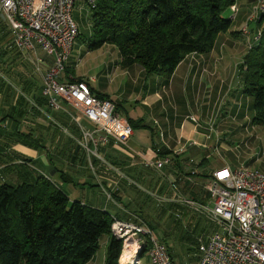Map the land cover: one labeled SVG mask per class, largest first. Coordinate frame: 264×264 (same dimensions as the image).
Listing matches in <instances>:
<instances>
[{
    "label": "crops",
    "instance_id": "crops-1",
    "mask_svg": "<svg viewBox=\"0 0 264 264\" xmlns=\"http://www.w3.org/2000/svg\"><path fill=\"white\" fill-rule=\"evenodd\" d=\"M233 2L237 10L233 18L232 12L227 11L226 18H230L231 23L228 32L216 36L208 53L187 55L168 79L146 76L138 65L122 67V80H127L129 87H125L120 99L107 89L94 92L88 80L79 78L86 81L94 95L108 97L116 112L119 115L122 112L120 116L133 128V136L126 145L116 146L112 142L99 145L97 154L101 159L93 155L91 141H86L89 151L84 148L78 124L86 131H92L93 125L80 113L73 109V113L70 112L63 103L60 105L65 111L50 108L41 92L35 89L32 93L36 97L32 101L20 97L17 89L21 86L16 83V87L11 86L15 96L12 93L7 96L5 89L4 95L0 94V156L4 160V164H0V184L17 185L44 177L70 201L102 210L112 219L147 226L154 238L165 245L173 264H197L198 238L212 233L214 226L181 198L194 201L195 206H210L206 186L213 171L235 170L241 165L264 170V157L249 159V164L247 160H222L216 166L207 158L210 152L207 148L212 149L218 140V129L211 123L214 105L217 107L216 102L221 101L224 89L231 91L235 83L243 94L239 72L248 46L239 32L254 6L250 0ZM76 15H82L89 22L91 11L81 2L76 4L72 17L78 29L81 21ZM248 29L253 33L257 30L256 23H249ZM7 40L8 29L1 21L0 48ZM5 54L15 71L24 72L20 64L30 63L33 72L32 63L24 54L15 51ZM39 57L44 60L40 73L44 74L53 59L41 52ZM25 71V75H29L30 66ZM33 73L40 88L41 75ZM70 73L75 79L74 73ZM60 79L66 81V73ZM243 95L234 96L230 114L235 119L254 116L253 110L243 112V105L248 108L250 105ZM133 99L136 105L131 108ZM224 102L219 115L226 110ZM137 109L141 112H136ZM6 116H13L20 123ZM23 137L27 138L25 144L21 143ZM162 158H169L170 165L159 171L146 166L147 162ZM110 239L109 235L99 239L97 253L86 264H105Z\"/></svg>",
    "mask_w": 264,
    "mask_h": 264
},
{
    "label": "trees",
    "instance_id": "trees-1",
    "mask_svg": "<svg viewBox=\"0 0 264 264\" xmlns=\"http://www.w3.org/2000/svg\"><path fill=\"white\" fill-rule=\"evenodd\" d=\"M233 3L97 0L89 20L93 29L87 41L89 50L114 46L123 68L138 65L146 76L168 79L187 55L208 53L216 36L228 32L231 23L225 14ZM255 23L257 30L249 31L248 52L240 65V76L242 92L252 100L253 122L264 127V14ZM6 52L0 48V94L4 95L6 89L7 96H15L12 87L16 83L21 86L20 90L16 88L23 95L21 98H35L32 92L35 89L40 93L41 89L36 85L31 64L27 63L29 75L24 73L29 68L26 63L20 64L25 70L18 73L8 64ZM65 73L67 77L71 75L66 69ZM74 81L86 82L79 78ZM23 138L21 143L25 144L27 138ZM0 164H4L1 156ZM111 224L112 217L106 212L70 201L44 177L17 185L0 184V264H86L97 253L99 239L110 236ZM110 238L105 264H119L121 242Z\"/></svg>",
    "mask_w": 264,
    "mask_h": 264
},
{
    "label": "built area",
    "instance_id": "built-area-1",
    "mask_svg": "<svg viewBox=\"0 0 264 264\" xmlns=\"http://www.w3.org/2000/svg\"><path fill=\"white\" fill-rule=\"evenodd\" d=\"M78 2L92 11L97 0H0V17L8 29V40L1 50L27 56L37 74L44 66L39 52L52 57L53 62L46 72L40 74L41 96L50 108L65 111L60 105L63 103L93 125L92 131H86L77 123L84 137V148L89 151L86 141H91L93 155L101 159L97 154L99 145L112 142L124 146L133 136V129L116 112L114 104L94 95L86 82H75L71 75L66 81L60 79L78 37L72 17ZM250 2L254 7L239 32L246 42L250 40L248 24L264 14V0ZM236 10L233 3L230 6L232 18ZM258 38L259 35L255 40ZM170 163L169 158H162L147 162L146 166L159 171ZM206 192L210 206H195L194 201L181 198L185 205L193 207L214 226L212 233L198 238L197 264H264V170H215L210 175ZM106 197L110 199L109 194ZM110 236L121 242L119 264H139L145 252L150 264H173L165 245L143 224L114 218Z\"/></svg>",
    "mask_w": 264,
    "mask_h": 264
},
{
    "label": "rangeland",
    "instance_id": "rangeland-1",
    "mask_svg": "<svg viewBox=\"0 0 264 264\" xmlns=\"http://www.w3.org/2000/svg\"><path fill=\"white\" fill-rule=\"evenodd\" d=\"M225 16H227V13ZM76 17L81 21V24L78 22V25H80V27L78 26L79 36L75 40L72 53L66 64V70L72 71L76 78L88 80L94 92L100 93L99 91L101 89H107L106 91L108 93H114L116 95L115 97L122 99L125 87L129 86L127 80H122V72L124 69H122L121 58L116 47L104 45L97 50H89V42L87 41L90 39L93 29L82 15H76ZM236 87L235 83L231 91L229 88L226 90L224 89V95L221 101L216 102L218 105L217 107L216 104L214 105V111L211 114L213 117L211 123L218 129V140L213 144L212 149L209 150V148H207V151H210L207 154V158L211 160V163L215 166L220 164L222 160H228L229 162L234 161V159L241 161L247 160V164H249L251 162L249 159L259 160L264 157V127L255 125L253 117L248 118L245 116L246 118L235 119V117H232L230 114L232 113L234 96L243 95L239 92L240 88ZM227 94H229V96H227ZM243 96L250 104L249 108L243 105V112L247 114L253 110L252 100L246 95ZM214 101L215 96H213V102ZM223 101H225L224 105L226 110L219 115V109ZM132 102L133 103L130 105L131 108L136 105L134 99ZM65 108L73 113L71 107L66 105ZM126 109L129 110V107ZM136 112L140 113L141 110L137 109ZM226 114H228V116H226ZM120 115H123L122 112ZM241 168H245V166L241 165L235 170ZM95 188L98 189L97 187ZM85 195L89 198L91 197L89 193L85 192ZM156 232L158 233L157 230ZM139 264H149L146 252L141 256Z\"/></svg>",
    "mask_w": 264,
    "mask_h": 264
},
{
    "label": "water",
    "instance_id": "water-1",
    "mask_svg": "<svg viewBox=\"0 0 264 264\" xmlns=\"http://www.w3.org/2000/svg\"><path fill=\"white\" fill-rule=\"evenodd\" d=\"M119 241V240H118Z\"/></svg>",
    "mask_w": 264,
    "mask_h": 264
}]
</instances>
